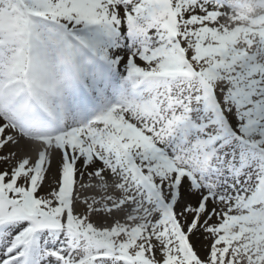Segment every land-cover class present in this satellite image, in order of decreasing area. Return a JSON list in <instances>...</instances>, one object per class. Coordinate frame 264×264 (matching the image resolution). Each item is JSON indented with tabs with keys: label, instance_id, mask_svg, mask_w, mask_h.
<instances>
[{
	"label": "snow or ice",
	"instance_id": "1",
	"mask_svg": "<svg viewBox=\"0 0 264 264\" xmlns=\"http://www.w3.org/2000/svg\"><path fill=\"white\" fill-rule=\"evenodd\" d=\"M0 264H264V0H0Z\"/></svg>",
	"mask_w": 264,
	"mask_h": 264
}]
</instances>
